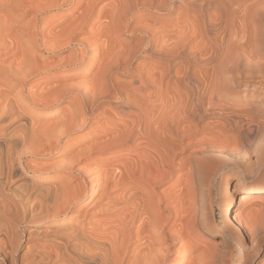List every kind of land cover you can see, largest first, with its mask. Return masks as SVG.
Here are the masks:
<instances>
[{
	"label": "bare ground",
	"instance_id": "6f19581e",
	"mask_svg": "<svg viewBox=\"0 0 264 264\" xmlns=\"http://www.w3.org/2000/svg\"><path fill=\"white\" fill-rule=\"evenodd\" d=\"M172 12L184 21L154 17ZM263 37L264 0H0L5 264L26 260L28 226L44 223L50 246L34 245L35 264H264V183L238 176L215 236L210 144L202 136L187 152L200 121L232 113L223 91L264 77ZM244 106L248 121L223 127L230 146L264 138V113L253 120L257 106ZM258 147L264 159V139ZM52 153L56 166L34 162Z\"/></svg>",
	"mask_w": 264,
	"mask_h": 264
},
{
	"label": "rangeland",
	"instance_id": "374dc122",
	"mask_svg": "<svg viewBox=\"0 0 264 264\" xmlns=\"http://www.w3.org/2000/svg\"><path fill=\"white\" fill-rule=\"evenodd\" d=\"M243 5L244 4H242V6ZM239 11L240 12H238V15L236 14L238 20L240 19V17H242V11L241 10H239ZM193 12H196V11H190L188 13L189 14L188 17H190V16H191L190 18L196 17V14L195 13L193 14ZM175 14H176L175 12H172L171 14L160 13V14H158V16H157V14H154L155 16L154 15L153 16L155 17L156 20H160V21H163V22L171 20L172 23H173L174 21L176 22V20L179 19V18H176L177 16ZM239 15H240V17H239ZM183 19L184 18H180L177 21L179 22L181 20L180 23H182V21H184ZM162 35L160 36V34L153 33L154 37L155 36L158 37V38L155 37L156 39H162V40L165 39V37H164L165 34H162ZM134 37L135 36H133V35H131L129 33H123L122 34V38L124 40L129 41L130 43H132L136 39ZM161 37H163V38H161ZM162 40H158L159 41L158 43H161V42L164 41V40L163 41ZM259 42L260 43L256 44L257 49H258V50L256 49L257 51H259L260 49L261 50L264 49V37ZM134 43H136V41H134ZM200 55L202 56V54L197 53V57H201ZM54 60H55V58H54ZM191 68L192 69H197L198 66L197 65H192ZM112 75L114 77L117 75L115 78H116L117 81H120V82L123 81V80L127 81V80H129L131 78L130 77L131 74H127L126 75V74H123V73H121L119 71H114L112 73ZM79 79H80V77H75L72 80H78L79 81ZM241 80L243 81L244 85L245 84L249 85V87L246 88L247 90H244L242 88L244 85L239 87V88L236 85V86H233L234 88H232L231 91H228V94H226L227 91L225 90V91H223L225 94L222 92L223 95L221 93V96H220L224 104L231 105V102H232L233 105H231V107L234 106V107L231 108L232 113L236 114L238 112L239 115H237V114L233 115L231 113L229 117L227 115L228 118L226 116L224 118H222V117L221 118H217V116L213 117L211 114H209V116L207 115L205 117V119L200 121L199 128H200L201 124L203 126H201V128L198 129V131L196 133H193L191 135V137L189 138V140L187 139L188 141H191V142H189L190 143V148L188 149L187 152L196 150L195 148L199 147V145H197V143L201 142L199 140L201 139L202 136L204 137L202 139V141L206 143V146L208 144H210V145L207 146V150H208V154H209V151H211L210 155L213 156V159H211L209 162L205 161V163H204V167H205L204 172L208 171L207 173L209 174V172H210V174L207 175V173H204V174H206L204 177L208 176L207 178H209V179H208L207 182L210 183V184H208L206 182L207 184L206 183L205 184L207 185L206 188L210 187V189H208V190L211 193V200L213 201L212 205H213V211H214L213 214H214V218L215 219L214 220L212 219L213 221H211V223H212V232L214 233L215 236H219L220 233H221L220 232L221 230H220L219 227H221V225H222L221 217H223V215H224L223 213H224V210H225V203H226V200H227V196L230 193V189H232V187L234 185V182L237 180L238 176L243 174V176L252 178V180L254 182H257L258 184L264 183V162H263L264 159L261 158L262 157L261 154H258V153H260V151H259L260 149L259 148H261V147H258V146H260V144L262 145V142H263L264 138L263 137L262 138L254 137L253 139L250 138V140L248 142H246L247 140L246 141L242 140L243 141V142L241 141L242 144L236 143V145H233L231 143V146H230L229 145L230 143L226 142V141L230 142V140L227 139L225 134H228V136L231 137L232 135L235 134V132L226 131V132L223 133V130H224L223 127H224V125L227 124L225 122H229V120L231 118L236 119V118H239V116H240V118H242V119H240V118L239 119L242 122L248 121V120L245 119V118H247L246 116L240 115V114H243L242 112H244V111H242V109L240 110V108L245 107L244 105H247V106H249V105L252 106L253 105L254 107L257 106V107H255L256 108V113L254 114V117L252 116L253 120L254 119H256V120L261 119L260 115L262 113H264V106H261V104H262V102L264 100V77L254 76V77L249 78V79H246L244 77ZM224 99H225V101H224ZM120 102L124 103L125 99H122ZM227 102H229V103H227ZM110 103H111V105H116V104H119V101H110ZM220 112L223 113V112H225V110H221ZM222 121H224V122H222ZM213 130H215V131H213ZM222 137L224 138V141H223ZM197 138H199V139L197 140ZM204 139H205V141H204ZM209 139H210V141H209ZM211 139H212V141H211ZM224 142H226V144H228V145H226ZM191 143L192 144L194 143L196 146L194 147V144H193L192 145L193 147H191ZM222 143H224V144H222ZM219 145H222V146H219ZM247 145H249V146H247ZM235 146H237L238 148L235 147ZM243 146H246V147H243ZM231 147H233V148L231 149ZM216 149H218V150H216ZM256 149H257L258 152L256 151ZM253 150H255V151H253ZM256 153H257V155H256ZM258 156L259 157L261 156V157L259 159H257ZM59 158L62 160L61 155L52 153V154L46 155L44 158L38 157V158H33V159H34V162H38V163H40L41 161L49 162V163L51 162V163H53L54 166H56L61 161ZM215 159H218V160H215ZM38 160H40V162ZM213 161L216 162V163H214ZM43 162H41V164L48 165V163L45 164ZM54 162H56V163H54ZM255 162H257V163H255ZM51 163H50V165H51ZM249 164H250V166H249ZM207 168H209V169L207 170ZM22 172L26 175V177L31 178L32 181H34V182H39V181L42 180L40 178L41 175L39 176V174L38 175H31L29 172L27 173V171L25 169H23V168H22ZM60 174H61L60 171H58L57 169H54L49 176H53V177L54 176H60ZM28 227H29V230L31 231L30 235H29V237H27L28 236L27 233L24 235V240L22 242V245L18 249V251H19V255L20 256L22 254H27V255L29 254L31 256L28 255L29 256L28 257L27 255H25L27 257L26 260L23 261V262L19 261L18 264H29V263L32 264L33 261H31L29 259L34 258V257L38 258V257H36V254L34 253L35 252V246L37 244L41 243L44 246H48V247L50 246V242L47 241V239H45V238H47V234L46 233H48V229H49V224L48 223H44V224H40V225H29ZM16 233L18 234V229L16 230ZM197 234L202 236L204 239L206 238V240H208L210 243H214L213 242V237L205 234L204 231L201 228H198V233ZM31 235H33V236H31ZM0 236L2 237V238L0 237V240H1V243H2V242H4V240H2V239H6V237H3L2 234ZM47 244H49V245H47ZM28 245L31 246V247H28ZM32 246L34 248H32ZM27 247H28V249H27ZM33 253H34V255H33ZM259 253L261 255L264 254V248L261 249L259 251ZM245 256L246 257L248 256V258H252V257L255 258L258 255H257V253H255L254 250H251V251L245 252ZM5 262H6V260L2 259L0 257V264H5ZM33 264H35V263H33ZM242 264H243V262H242Z\"/></svg>",
	"mask_w": 264,
	"mask_h": 264
}]
</instances>
